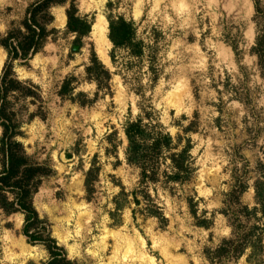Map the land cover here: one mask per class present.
I'll list each match as a JSON object with an SVG mask.
<instances>
[{"label": "rangeland", "instance_id": "1", "mask_svg": "<svg viewBox=\"0 0 264 264\" xmlns=\"http://www.w3.org/2000/svg\"><path fill=\"white\" fill-rule=\"evenodd\" d=\"M35 1L0 0V40L21 27ZM257 1L264 8V0ZM108 2L113 4L109 8ZM75 5L79 16L90 17L92 27L97 20L106 22L107 61L98 53L92 27L75 43L64 5L51 8L47 30L53 32L41 51L27 65L13 62L14 78L37 87L34 97H24V89L9 97L8 110L19 126L16 139L34 163L52 169L32 197L42 222L35 231L54 239L75 264H209L204 250L230 237L220 214L222 202L232 175L241 176L245 167L250 188L240 202L254 205L251 185L264 147V80L250 51L255 24L264 29V19L254 18L253 0H76ZM109 14L137 24V36L150 46L141 60L112 51ZM92 53L111 75L108 91L102 80L98 90L86 76ZM0 59L1 76L7 59L1 47ZM68 78L69 93L60 96ZM149 106L172 136L180 132L177 124L195 130L188 134L197 168L192 181L172 186V197L157 191L166 227L153 218L133 219L130 193L138 172L124 162L125 141L116 159L104 140L112 131L122 138L124 122ZM92 161L100 170L88 195L84 179ZM121 188L125 196L116 201ZM190 196L199 199L197 218L185 202ZM204 218L210 220L208 229L199 225ZM23 226L22 213L6 215L0 209V264H47L46 250L28 243ZM21 239L33 248L31 257L16 248ZM220 264L246 262L243 257Z\"/></svg>", "mask_w": 264, "mask_h": 264}, {"label": "trees", "instance_id": "2", "mask_svg": "<svg viewBox=\"0 0 264 264\" xmlns=\"http://www.w3.org/2000/svg\"><path fill=\"white\" fill-rule=\"evenodd\" d=\"M76 0H37L31 4L18 30L8 32L0 40V47L7 55L0 76V209L6 214L22 213L24 215L23 235L30 244H41L48 254L47 264H75L67 259L65 250L58 246L49 236H42L35 231L42 222L32 206V197L37 192L40 182L52 174L47 165L34 163L24 152L17 141L19 135L18 124L13 119L14 113L8 110L9 97L19 89H24V97H34L31 83L24 84L17 81L12 73L13 62L16 60L27 63L44 47L53 31L47 30V25L53 21L50 10L53 7L68 5L66 28L74 34L75 43L91 32L92 21L89 16H79ZM111 2L107 7H111ZM254 18L264 19V8L257 0H253ZM108 23V40L112 51H125L129 58L141 60L150 50V46L137 36V24L132 19L121 15L106 17ZM256 36L251 55L257 59L260 76L264 80V29L256 23ZM260 29V31H259ZM151 56V55H150ZM152 57V56H151ZM114 63L113 55L110 56ZM89 65L85 68L89 80L97 84V89L103 87L99 80L105 83V91L109 90L107 83L111 75L98 61L94 53L91 54ZM156 79V77H155ZM72 78L65 79L60 96L69 93L68 87ZM140 109V108H139ZM178 132L172 136L161 123L159 114L152 106L149 110L140 109L134 119H127L122 125V138L117 131H112L104 138L108 146V154L116 157L117 148L123 145L124 162L138 172V181L130 193L134 209L132 217L155 219L161 227H166L168 220L163 208L158 204L157 191L168 192L174 196L172 186L183 187L189 184L196 174V159L192 155L193 144L188 134L195 132L192 125L182 127L177 124ZM262 161L258 164L259 173L251 188L253 189L254 205H242L241 196L250 188L248 185L247 168L241 176L232 175L230 190L224 195L222 202L224 209L220 212L227 219L231 229L230 237L223 239L215 248L204 250V257L209 264H220L221 261H238L245 257L246 264H264V147ZM99 166L92 161L85 173L84 187L89 195L94 191V184L99 174ZM123 188L116 198H124ZM194 196L185 198L189 213L197 218V203ZM116 209L119 204L116 202ZM200 226L208 229L210 220L204 218Z\"/></svg>", "mask_w": 264, "mask_h": 264}, {"label": "bare ground", "instance_id": "3", "mask_svg": "<svg viewBox=\"0 0 264 264\" xmlns=\"http://www.w3.org/2000/svg\"><path fill=\"white\" fill-rule=\"evenodd\" d=\"M59 24L60 25H64L65 24V16L64 15H60L59 16ZM105 25L106 22L101 19V20H97L96 23L93 25L92 27V33H94L96 35V39H97V43H98V53L100 54V56L102 57V59L104 61H107L106 55H105V48L106 45L108 44V41L106 40L105 37ZM0 66H1V59H0ZM16 248H18V250L21 252V255L25 256V257H31V253L34 252L33 248L28 247L23 240L21 239L20 241H18L15 244Z\"/></svg>", "mask_w": 264, "mask_h": 264}, {"label": "water", "instance_id": "4", "mask_svg": "<svg viewBox=\"0 0 264 264\" xmlns=\"http://www.w3.org/2000/svg\"><path fill=\"white\" fill-rule=\"evenodd\" d=\"M74 50H77V48L75 47Z\"/></svg>", "mask_w": 264, "mask_h": 264}]
</instances>
